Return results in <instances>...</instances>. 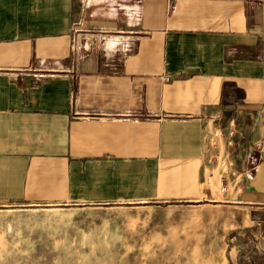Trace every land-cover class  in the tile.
<instances>
[{"label": "crops", "instance_id": "crops-1", "mask_svg": "<svg viewBox=\"0 0 264 264\" xmlns=\"http://www.w3.org/2000/svg\"><path fill=\"white\" fill-rule=\"evenodd\" d=\"M250 166L264 0H0V206L200 214L254 203Z\"/></svg>", "mask_w": 264, "mask_h": 264}, {"label": "rangeland", "instance_id": "rangeland-1", "mask_svg": "<svg viewBox=\"0 0 264 264\" xmlns=\"http://www.w3.org/2000/svg\"><path fill=\"white\" fill-rule=\"evenodd\" d=\"M236 148L240 178L241 162L258 152L255 145ZM248 174L243 186L254 203H212L200 214L158 203L105 216L64 206H0V264H264V170L250 166ZM239 189L233 184V193ZM102 218L112 228L98 226Z\"/></svg>", "mask_w": 264, "mask_h": 264}]
</instances>
